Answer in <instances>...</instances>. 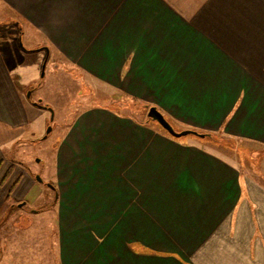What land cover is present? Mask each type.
Masks as SVG:
<instances>
[{"label":"crops","instance_id":"obj_1","mask_svg":"<svg viewBox=\"0 0 264 264\" xmlns=\"http://www.w3.org/2000/svg\"><path fill=\"white\" fill-rule=\"evenodd\" d=\"M5 11L49 55L244 154L96 106L39 181L11 159L33 111L0 34V229L21 203L57 215L53 264H264V0H0Z\"/></svg>","mask_w":264,"mask_h":264},{"label":"rangeland","instance_id":"obj_2","mask_svg":"<svg viewBox=\"0 0 264 264\" xmlns=\"http://www.w3.org/2000/svg\"><path fill=\"white\" fill-rule=\"evenodd\" d=\"M11 19L6 11L2 14L0 12V34L6 45L11 44L18 51V57H13L17 59L12 61L21 72L26 97L30 93L27 98L32 104L30 108L33 111L30 117L32 128L25 142L13 149L11 159L24 163L36 179L39 177L46 181L54 176L52 163L58 142L67 127L84 109L107 106L125 116H132L142 124L159 126L147 116L150 106L136 100L122 89L88 76L82 70L71 66L61 55L52 52L48 57L47 52L42 49L46 44L33 42L29 38V33H24L18 24L11 22ZM35 103L48 107L52 112L35 106ZM48 128L52 130L47 134ZM158 128L161 130L160 126ZM175 129L182 131L181 128ZM207 135L211 136L206 139L193 136L181 139L192 138L202 142L210 140L220 143L225 141L227 144L222 146L224 149H232L234 152L231 154H244L240 150L242 143L229 141L220 135ZM249 155L253 157L254 163L261 159L260 156L259 158L257 156L258 159L255 158V153ZM245 163L248 164L246 159ZM48 185L53 186L50 183ZM50 187H47L45 192L49 194L52 192V197L53 187L51 190ZM20 204H17L12 211L14 214L0 229V261L57 263L59 260L57 215L55 212H41L40 208L28 205L19 208ZM35 209L38 212H35Z\"/></svg>","mask_w":264,"mask_h":264},{"label":"water","instance_id":"obj_3","mask_svg":"<svg viewBox=\"0 0 264 264\" xmlns=\"http://www.w3.org/2000/svg\"><path fill=\"white\" fill-rule=\"evenodd\" d=\"M21 47H23V45L21 44ZM47 52V55L49 57V50L48 48H42ZM46 63L43 65V69L45 68ZM43 75V74H42ZM30 93L27 95V97L29 98ZM35 106L41 107V108H45L48 109L49 111H51V109H49L48 107L42 106L38 103L34 104ZM52 112V111H51ZM148 118L150 120H152L153 122L157 123L164 131H166L171 137L175 138V139H181L184 137H189V136H193L199 139H206L209 138L210 136L204 133H200L194 130H190V129H186V130H182V131H177L174 126L166 119V117L156 108V107H150L148 110V114H147ZM51 128H48L47 130V134L49 132H51ZM37 180L41 181V179L39 177H37ZM23 204H20V206H22Z\"/></svg>","mask_w":264,"mask_h":264},{"label":"trees","instance_id":"obj_4","mask_svg":"<svg viewBox=\"0 0 264 264\" xmlns=\"http://www.w3.org/2000/svg\"><path fill=\"white\" fill-rule=\"evenodd\" d=\"M159 127V126H158ZM160 129H161V131L163 132V133H165L166 135H168V136H170L167 132H165L161 127H160ZM211 136V135H210ZM171 137V136H170ZM172 138V137H171Z\"/></svg>","mask_w":264,"mask_h":264}]
</instances>
